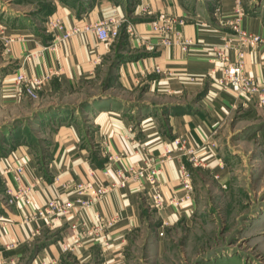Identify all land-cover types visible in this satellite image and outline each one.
Returning <instances> with one entry per match:
<instances>
[{
	"label": "crops",
	"instance_id": "obj_1",
	"mask_svg": "<svg viewBox=\"0 0 264 264\" xmlns=\"http://www.w3.org/2000/svg\"><path fill=\"white\" fill-rule=\"evenodd\" d=\"M68 1L57 3L46 15L60 19L66 30L109 18L126 21L120 45L124 51L119 48L122 59L115 72L131 98L98 97L89 104L88 124L84 127L67 112L57 111L56 116H46L48 121L57 119V125L44 131L39 148L20 141L9 152L22 163L23 180L32 186L31 205L27 208L4 201L6 189L12 184L4 173V156L9 153L0 155V181L4 185L0 197V258H20L22 249L39 237L33 248L44 243L30 264H127L130 241L143 230L146 219L153 221L149 235L159 242V253L166 230L187 220L194 211V194L186 200L178 180L180 166L190 171L193 165L178 148L167 151L168 144L175 138L184 140L203 162L198 168H207L222 180L228 175V167L216 149L214 154L208 150L214 130L229 119L233 108H243L241 121L249 123L234 132L239 135L235 140L247 144L261 138L264 142V122L257 123L259 111L264 110L256 108L246 96L236 98L220 91L215 83L220 63L211 62L208 49L229 40L228 56L231 61L236 57L231 27L219 20L220 15L233 14L234 0H213V4L205 2L199 8L198 0H93L84 9ZM243 11L239 27L262 38L254 49L246 51L244 72L264 81V8L257 3ZM160 16L172 20V33H177L174 37L189 43L186 50L176 44H159V34L152 25ZM126 26L132 28L133 35L126 33ZM4 32L12 39L7 49L0 46V67L5 66L0 80L4 86H12L15 73L20 71L26 77L49 73V80L75 84L93 76L113 44L99 41L92 33L70 35L56 44L44 30L42 20L36 18H12ZM28 52H35L30 60L25 59ZM140 93L142 97H134ZM1 99L0 105L16 101ZM146 167L158 170L155 186L162 200L160 209L152 206V186L144 178L128 174L129 168ZM79 183L116 186L86 209L74 207L69 214L48 220L35 217L34 209L48 198L73 202L74 185ZM113 217V225L104 229L96 241L72 238L71 224L86 222L95 226ZM67 243L72 246L64 249ZM8 245L12 249H6L13 254L3 249Z\"/></svg>",
	"mask_w": 264,
	"mask_h": 264
},
{
	"label": "rangeland",
	"instance_id": "obj_2",
	"mask_svg": "<svg viewBox=\"0 0 264 264\" xmlns=\"http://www.w3.org/2000/svg\"><path fill=\"white\" fill-rule=\"evenodd\" d=\"M71 1L84 9L93 0ZM212 1L198 0L196 8L205 2L207 5L213 4ZM62 2L69 1L0 0V25L4 29L0 33V46L7 49L12 41L4 32L12 18H36L44 22L54 6ZM257 3L264 8V0H240V6L244 9L254 7ZM125 24L124 20L122 25ZM123 34L121 28L118 37L113 40L111 52L100 61L93 76L75 84L50 79L34 97L24 93L18 96L13 92L4 93L6 96L2 97L1 90L12 88L14 83L4 86L0 80V99H16L13 104L0 105V155L12 151L20 141L39 148V140L46 135L44 131H47L48 126L52 130L57 125V119H51L53 122L50 123L46 116L57 115V111L66 108L65 111L72 115L74 121L84 127L88 124L87 111L91 106L85 107L84 101L108 95L131 98L129 91L120 85L115 72V56L120 55V49L124 51L119 45ZM3 67H0V72L4 71ZM107 79L109 83L105 87ZM141 94L134 97H142ZM243 111V108H233L229 119L213 132L216 153L228 167V175L221 180L205 170L207 168L192 166L194 211L187 220L166 230L159 253H156L159 242H154L149 235L153 221L146 219L143 230L130 241L127 264H264V142L261 138L247 144L235 140L239 135L237 137L234 132L249 123L241 121ZM258 117L257 123H263L264 111H259ZM3 188L0 181V197L3 196ZM38 241L39 237L33 239L29 247L25 246L20 258H0V264H28L33 245ZM6 248L12 249L11 245L3 247L7 251Z\"/></svg>",
	"mask_w": 264,
	"mask_h": 264
},
{
	"label": "built area",
	"instance_id": "obj_3",
	"mask_svg": "<svg viewBox=\"0 0 264 264\" xmlns=\"http://www.w3.org/2000/svg\"><path fill=\"white\" fill-rule=\"evenodd\" d=\"M235 1V10L232 15H220L219 20L224 24L231 27L233 38L236 40L235 59L230 60L227 50L229 48V40H225L220 46H213L208 49L210 59L212 63H220V76L216 79L215 83L222 92H229L234 97L239 98L246 96V98L252 101L256 108L264 110V81L257 80L256 78L246 74L244 72V56L246 51L254 49L261 41L262 38L256 34L242 30L239 27V22L244 16V11L240 6V0ZM182 24V21H178ZM123 21L120 19H106L97 23H87L82 26L74 25L69 30L64 28V25L60 19L47 17L43 22V28L46 32L53 36V40L56 44L64 42L70 35L80 33H92L99 41L108 42L113 41L119 35L122 28ZM152 29L159 34L158 42L161 46L169 47L172 45H178L182 50H186V46L189 44L186 40H180L175 38L172 33V20L166 16H160L159 20L152 25ZM3 27L0 25V33L3 32ZM126 33L133 35L132 28L126 26ZM7 39V37H4ZM10 41V39H7ZM35 54V52H28L25 55L26 60ZM51 74L47 73L43 77L30 76L26 77L21 71L15 73L13 78L14 86L12 88H6L1 90L2 97L6 95L4 93L13 92L20 96L24 93L28 97H34L36 92L41 90L45 83L49 80ZM170 147V149H169ZM172 148H178L184 155L187 156L188 161L193 166H203V162L195 156V151L189 147L182 139L172 140L168 146L167 151ZM208 150L211 154H214L215 145L213 142L209 143ZM12 154L4 156L5 166L4 173L10 178L12 188L6 189L5 202L6 204L19 203L22 209L31 205L29 194L32 186L26 184L23 180L24 170L21 162H18V158L13 157ZM158 170L155 169H128V174L131 178L141 179L144 178L153 188L152 190V206L156 209L162 207V200L157 189L155 176ZM106 174V172H105ZM126 179V176L123 177ZM178 180L185 191V199H189L193 194V185L191 183V173L185 165L180 166L178 170ZM119 185H124V181H121ZM116 185L114 183L93 187L88 183H79L74 185V193L76 198L74 201H57L55 198H48L45 202L35 210V217L48 220L58 218L69 214L74 207H78L80 210L90 207L95 201H98L112 190ZM33 217V216H32ZM28 219H31L28 218ZM115 222V218H109L106 221H102L95 226H90L86 222L79 224H71L70 229L72 238L76 241L78 237L87 238L91 241H96L99 238L100 233L106 228H109ZM78 231L79 233H75ZM1 233V228H0ZM108 240L104 241V245L108 246ZM72 245L64 244V249L70 248ZM40 264H53V262H41Z\"/></svg>",
	"mask_w": 264,
	"mask_h": 264
},
{
	"label": "trees",
	"instance_id": "obj_4",
	"mask_svg": "<svg viewBox=\"0 0 264 264\" xmlns=\"http://www.w3.org/2000/svg\"><path fill=\"white\" fill-rule=\"evenodd\" d=\"M122 34V33H121ZM124 38V35L119 39L120 41H119V45H121V43H122V40L121 39H123ZM115 63L117 64L118 62H119V60L120 59H122V56H120V55H117V56H115ZM108 79L106 80V82H105V87H107V85H108ZM86 107V106H85ZM87 107H88V105H87ZM68 109V108H67ZM66 110V108L65 109H63V111H61V112H66L65 111ZM55 111V110H54ZM45 112H50V111H45ZM42 113H44V112H42ZM43 243L44 242H40V244L38 243V244H36L37 245V247L36 248H33V251L31 252V254H30V257L33 255V254H36V251L38 250V247H42L43 246ZM7 254H13V252L12 251H9Z\"/></svg>",
	"mask_w": 264,
	"mask_h": 264
},
{
	"label": "water",
	"instance_id": "obj_5",
	"mask_svg": "<svg viewBox=\"0 0 264 264\" xmlns=\"http://www.w3.org/2000/svg\"><path fill=\"white\" fill-rule=\"evenodd\" d=\"M97 98H98V97H93V98H91V99H88V100L84 101L83 105H84V106H87V105H89L90 103H92L93 101H95ZM55 110H60V109H55ZM34 256H35V254H33V255L29 258V262H28V264H30V262L34 259Z\"/></svg>",
	"mask_w": 264,
	"mask_h": 264
}]
</instances>
